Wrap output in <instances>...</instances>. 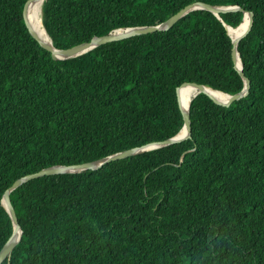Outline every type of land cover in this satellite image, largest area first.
<instances>
[{
    "label": "trees",
    "instance_id": "16d2710c",
    "mask_svg": "<svg viewBox=\"0 0 264 264\" xmlns=\"http://www.w3.org/2000/svg\"><path fill=\"white\" fill-rule=\"evenodd\" d=\"M29 1L0 0V252L14 231L2 198L17 179L173 137L183 83L235 94L247 77L250 87L230 105L194 96L189 138L12 189L22 235L1 264H264V0H45L60 49L196 1L243 8L196 9L66 59L31 34ZM245 11L242 75L225 23Z\"/></svg>",
    "mask_w": 264,
    "mask_h": 264
},
{
    "label": "water",
    "instance_id": "95a60500",
    "mask_svg": "<svg viewBox=\"0 0 264 264\" xmlns=\"http://www.w3.org/2000/svg\"><path fill=\"white\" fill-rule=\"evenodd\" d=\"M32 1L33 0H30L27 3L25 10H24V17H25L26 24H27L31 34L41 43L42 46H44L46 49H48L49 51L52 52V55L55 59H66V58L76 57V56L82 55V54L90 51L91 49H93L97 46H100L102 44H105V43H108L111 41L120 40V39L127 38V37H130L133 35H139V34L154 32L157 30L169 29L181 17H183L187 13H189L193 10H196V9H207V10L215 13L219 18H221V12H227V11H231V10H243V8H241L238 5H213V4L204 2V1H196V2H193V3L186 5L181 10H179L176 14H174L173 16H171L166 21H164L160 24L117 28V29L110 31L107 34H104L101 36H94L90 40L83 42L81 44H78V45H75V46H72L69 48L60 49V48H57L54 46L52 38H51L52 45L45 43L39 37L37 32L32 28V26L29 22V19H28V15H27L28 7ZM246 13L247 12H245V14ZM249 13H250V22H249L248 27L246 28L244 33L235 40L233 39V37L229 33V29H228L229 24L225 23L226 28L228 30V33L233 39V43H234L233 57H234V60L236 63V67L241 72L243 71L244 65H243L242 59L240 57V53L237 50V46H238L239 41L249 32V30L252 27V24L254 21V12L250 11ZM244 17H245V15H244ZM57 53H62L64 55V57H59L57 55ZM238 57L240 58V65L238 63ZM242 75H244L243 72H242ZM245 82H246V85L243 88V90L238 92V93H235V94H230V93L219 90L228 96V99L225 101H219L215 96H213L210 92H208L207 88H212L210 86H207V85H204L201 83H196V82L183 83L181 86L187 85V84L194 85L198 88L197 92L194 94V96H196L199 92H206L215 102L220 103V104H224V105H230L234 100L239 99L248 93L249 87H250V79L245 77ZM180 87H178L177 93H178V100H179V103L181 105L182 112H183L184 125L181 128V130L176 135H174L173 137H170V138H168L164 141H161V142H154V143H150V144H147V145H144L141 147L130 148V149L118 152V153H114V154L105 156L103 158H100V159L94 160V161H87V162L74 163V164H68V165L49 166V167L43 168L39 171H36L34 173L25 175V176L17 179L13 183L12 187L7 189V191L5 192V194L2 198L3 205L5 206V208L10 213V215L13 219L14 231L0 252V264L3 262V260L8 255H10V253L14 249L15 245L21 239V235H22V228H21V225L18 221V217H17L15 207L13 206L11 198H10V191L12 189L18 187L19 185L23 184L24 182H26L30 179L38 178V177H41L44 175L69 173V172H81V171L87 170V169H98V168L102 167L103 165H105L106 163H108L112 160L122 159V158L128 157L130 155L137 154L139 152H143V151L153 149L156 147H160V146L169 145V144L179 142V141H182L186 138L191 137V135H192V121H191V116H190L191 102L189 103V107L187 109L183 107L181 100H180V96H179V88ZM215 90H217V89H215Z\"/></svg>",
    "mask_w": 264,
    "mask_h": 264
},
{
    "label": "bare ground",
    "instance_id": "6f19581e",
    "mask_svg": "<svg viewBox=\"0 0 264 264\" xmlns=\"http://www.w3.org/2000/svg\"><path fill=\"white\" fill-rule=\"evenodd\" d=\"M44 1L45 0H33L29 5L27 15L32 28L37 32L39 37L45 43L52 45L51 36L49 35L45 25L43 24L42 12H43ZM245 12L247 13L245 14ZM245 12H244L245 17L243 18V21L237 27H233L231 25L228 26L229 33L231 34L234 40L240 37L249 25L250 11H245ZM57 55L59 57H64L62 53H57ZM238 63L240 65L239 57H238ZM197 89L198 88L196 86L191 84L183 85L179 88V96L184 108L187 109L189 107V103L191 102L194 94L197 92ZM207 91L210 92L213 96H215L219 101H225L228 99V96L219 90H215L213 88H207Z\"/></svg>",
    "mask_w": 264,
    "mask_h": 264
}]
</instances>
